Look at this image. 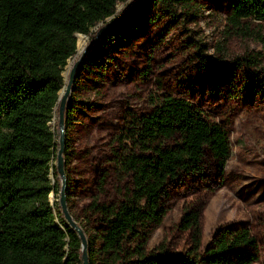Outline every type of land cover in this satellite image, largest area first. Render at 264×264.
Listing matches in <instances>:
<instances>
[{
    "label": "trees",
    "instance_id": "obj_1",
    "mask_svg": "<svg viewBox=\"0 0 264 264\" xmlns=\"http://www.w3.org/2000/svg\"><path fill=\"white\" fill-rule=\"evenodd\" d=\"M127 1L0 0V264L83 262L77 231L60 203L50 199L51 193L61 191L60 129L55 118L66 86L65 66L78 51L77 34L92 36V29L109 17L117 18L118 5ZM156 1L176 11L178 5L194 0ZM250 18L264 22V0L231 1L230 25L243 28ZM237 60L251 63L246 57ZM72 107L69 101L65 169ZM117 141L120 150L115 161L125 185L119 199L93 203L102 217L99 249L95 236L79 223L87 235L90 264L98 259L99 264H125L134 256L141 264H253L259 260L257 238L248 227L238 225L221 227L203 249L201 213L196 210L182 218V226L191 231L192 247L187 253L147 256V225L162 223L169 181L183 173L201 172L207 157L225 170L231 148L224 126L207 118L190 100L166 93L152 111L129 119ZM66 174L69 183L67 170ZM68 189L69 184L67 196Z\"/></svg>",
    "mask_w": 264,
    "mask_h": 264
},
{
    "label": "rangeland",
    "instance_id": "obj_2",
    "mask_svg": "<svg viewBox=\"0 0 264 264\" xmlns=\"http://www.w3.org/2000/svg\"><path fill=\"white\" fill-rule=\"evenodd\" d=\"M133 1L120 3L117 16ZM231 1L194 0L173 11L146 0L102 36L80 65L68 99L73 110L67 204L73 218L95 236L97 249L103 225L93 203L119 199L125 185L115 161L118 135L129 119L152 111L157 99L170 93L190 100L224 126L231 152L224 171L207 157L201 172L169 181L167 213L160 225H147V256L187 253L191 231L182 226V218L196 210L203 249L223 226L248 227L259 243V260L253 264H264V22L250 18L243 28L233 27L228 21ZM105 23L94 27L92 36L77 34L85 44L82 49L78 45L65 66L66 85ZM240 57L251 63L242 64ZM59 198L60 192L50 194L53 203H60ZM125 264L141 263L134 256Z\"/></svg>",
    "mask_w": 264,
    "mask_h": 264
},
{
    "label": "water",
    "instance_id": "obj_3",
    "mask_svg": "<svg viewBox=\"0 0 264 264\" xmlns=\"http://www.w3.org/2000/svg\"><path fill=\"white\" fill-rule=\"evenodd\" d=\"M142 0H134L129 7L116 19L109 21L105 23L104 26H102L96 33V36L94 39L87 45L85 50L83 51L80 59L74 64L71 72H70V77L69 81L64 87L62 91L64 93L62 94L60 92V108H59V129H60V148L58 151V160H57V168L58 172L61 177V191H60V206L62 209V212L64 213V216L68 223L77 231L81 241H82V249H83V254H82V260L83 264H90L89 262V255H88V240L86 237V234L81 227V225L73 218L71 215L68 204H67V194H66V187H67V174H66V169H65V158H64V151H65V142H66V132H65V115H66V108H67V102L69 99V96L72 92V86L74 83L75 75L80 67V65L83 63L85 57L87 54L95 47L97 44V41L104 35V33L109 30L111 27L119 23L130 11L131 9L137 5L139 2ZM107 20V19H106ZM62 94V95H61Z\"/></svg>",
    "mask_w": 264,
    "mask_h": 264
},
{
    "label": "bare ground",
    "instance_id": "obj_4",
    "mask_svg": "<svg viewBox=\"0 0 264 264\" xmlns=\"http://www.w3.org/2000/svg\"><path fill=\"white\" fill-rule=\"evenodd\" d=\"M78 45H79V49H82L83 45L85 44V40H83V38H80L78 39Z\"/></svg>",
    "mask_w": 264,
    "mask_h": 264
}]
</instances>
